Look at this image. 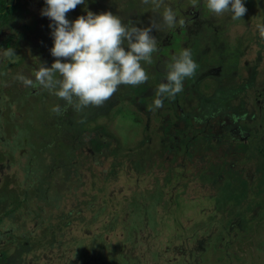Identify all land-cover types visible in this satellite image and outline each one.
<instances>
[{"label":"rangeland","instance_id":"rangeland-1","mask_svg":"<svg viewBox=\"0 0 264 264\" xmlns=\"http://www.w3.org/2000/svg\"><path fill=\"white\" fill-rule=\"evenodd\" d=\"M111 3L106 10L125 20L160 26L149 80L79 111L45 88V132L36 123L31 133L35 152L45 147L37 165L45 176L30 194L45 197L51 219L36 226L35 211L18 205L30 178L17 152L8 160L0 149V222L15 226L0 264H264V0H245L239 18L217 17L204 0H163L160 9L146 0ZM18 4L17 19L1 28L15 53L3 49L0 68L12 75L20 60L39 62L40 47L56 59L45 0ZM167 5L183 26L162 23ZM182 47L191 48L196 71L157 107L155 88ZM14 79L2 85L8 94L19 89ZM8 127L5 138L20 140Z\"/></svg>","mask_w":264,"mask_h":264},{"label":"clouds","instance_id":"clouds-1","mask_svg":"<svg viewBox=\"0 0 264 264\" xmlns=\"http://www.w3.org/2000/svg\"><path fill=\"white\" fill-rule=\"evenodd\" d=\"M146 2L154 4L155 9L163 4V0ZM204 3L217 17L230 14L239 18L247 12L245 0H204ZM80 4L85 5L86 14L70 19L67 13ZM41 14L50 18L54 40L50 51L56 59L50 66L41 64L34 74L35 81L77 111L103 104L121 85H138L149 80L145 65L151 63L159 48L153 25L158 29L160 26L155 21L141 26L111 10L97 12L87 8L86 0H45ZM159 16L169 29L184 24L171 5L164 6ZM3 52L15 53L14 48H4ZM196 68L191 48L179 49L166 64L165 75L155 88V106H162L166 98L181 92L184 81L194 75ZM18 78L26 86L34 83L23 75ZM53 111L62 113V105L56 104Z\"/></svg>","mask_w":264,"mask_h":264},{"label":"flooded vegetation","instance_id":"flooded-vegetation-1","mask_svg":"<svg viewBox=\"0 0 264 264\" xmlns=\"http://www.w3.org/2000/svg\"><path fill=\"white\" fill-rule=\"evenodd\" d=\"M1 1L0 0V6H1ZM7 1V6L8 8L13 7L11 12H6V13H1L0 12V58H1V53L4 48H7L9 45V39L8 37L11 36L10 33L4 34V36L7 37V39H4V36L1 37V28L5 27L6 24H8L9 21L11 20H16L18 16V2L20 0H6ZM87 8L93 9L94 11H101V9L106 10L107 8L113 6L111 3V0H86ZM1 8V7H0ZM86 11L85 5L80 4L77 5L75 9H72L70 11H73V13H70L69 15L74 17L80 15V14H86L82 13L83 11ZM68 15V13H67ZM68 15V17H69ZM44 47H40L38 50H41V54H39V62H36V59L33 58V64L30 68V66H21L22 65V60H20V64L17 67V74L12 75L10 72H8V68H5L2 70L0 68V149L1 151L4 150L6 151V158L8 160H11V157H14V154L18 157V162L19 166L23 170H25V174L27 178H30V183L28 188L24 189V193L21 195L20 202L18 205L26 204L28 208L33 209L34 212V219L33 222L36 223V226H41L40 224H44L45 222V217L46 220L48 221L51 216V210L52 208L49 206L46 207L45 204V197L41 198L38 194L37 196H32L31 193V188H33L34 184L43 179L45 176L44 173H41L38 170V159H39V154L43 150H45V147H40L39 152H35L34 148L36 147L34 143L32 142V136L31 133L34 131V127L36 123H40V128H42L45 132V118H43V115L45 116V102L49 100L50 93H48V90L45 91V88L39 84V82L35 81V72L39 69L42 63L45 62V60H49L48 58L45 57V50ZM49 63V64H48ZM47 63L48 66L52 64V61L49 60ZM21 66V67H20ZM26 70V71H25ZM31 72V76L30 73ZM23 75L28 78H34V83L33 85L26 86L22 81L19 82V89H17V92H13L11 94H8L5 92L3 89L2 85L5 84L7 78L10 77H15V79L18 78V76ZM14 79V80H15ZM42 105V109L38 113V107ZM36 110V111H35ZM64 114L63 118L65 122L68 121L66 118L67 113L66 108L63 109ZM68 112V111H67ZM38 114L40 115L41 118L38 119ZM66 114V115H65ZM62 117V115H60ZM72 121V119L70 120ZM6 125H10L8 127L12 133V138L17 139L16 134L20 137V140H15L13 143L5 138V133L4 128ZM22 134V136L20 134ZM19 141L21 142L22 145H20ZM17 152V153H16ZM54 160V159H53ZM42 167L44 165L40 163ZM9 167L12 168V164H9ZM47 167H50L49 162L47 163ZM23 170H20L19 172L23 173ZM68 175L70 176L71 179L72 177L76 176V172L72 173L71 169L68 170ZM17 172V176L20 175V173ZM8 173V170H4V174ZM23 173V174H24ZM79 173H77V176ZM21 177V175H20ZM59 181V180H58ZM57 182V181H56ZM60 185L59 182L57 184L55 183L53 185V191H58L59 189L57 188ZM61 189V188H60ZM52 191V192H53ZM44 194H45V189H44ZM53 194V193H52ZM33 197V198H30ZM17 205V206H18ZM33 207V208H32ZM45 207V216L42 217L41 210ZM32 210V211H33ZM42 218H41V217ZM42 220V222H41ZM51 222V221H50ZM2 222H0V249L1 246L4 245L5 242H9L11 240V235L13 232H15V226L12 228H3L2 230ZM24 226H27L28 229V222L24 224ZM36 232L33 230L30 233V236H34ZM3 250V249H2ZM3 262V261H2Z\"/></svg>","mask_w":264,"mask_h":264},{"label":"trees","instance_id":"trees-1","mask_svg":"<svg viewBox=\"0 0 264 264\" xmlns=\"http://www.w3.org/2000/svg\"><path fill=\"white\" fill-rule=\"evenodd\" d=\"M0 7H1L0 8V12L1 13H6V12L8 13V12H11L12 9H13V7L8 8L6 0H2L1 1V6Z\"/></svg>","mask_w":264,"mask_h":264}]
</instances>
